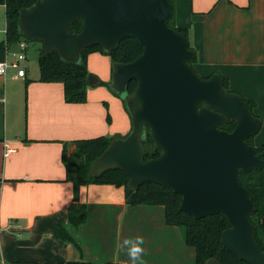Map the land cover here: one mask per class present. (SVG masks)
<instances>
[{"label":"crops","instance_id":"1","mask_svg":"<svg viewBox=\"0 0 264 264\" xmlns=\"http://www.w3.org/2000/svg\"><path fill=\"white\" fill-rule=\"evenodd\" d=\"M174 24L188 29L198 75L217 73L230 89L254 102L260 126L252 144H264V0H174ZM110 62L99 51L86 56L88 71L102 68L99 76L108 82ZM21 63L24 77L0 75V264H130L118 245L135 236L144 240L143 264H194V247L184 242L176 225L165 222L163 205L128 204L123 187L113 184L80 186L78 201L87 208L76 230L80 249L54 236L76 205L61 160L62 142L126 135L130 114L121 98L102 85L88 88L85 102H65L62 83L39 81L27 57ZM22 99L25 122L20 124ZM104 99L121 124L106 121ZM4 144L15 151L4 155Z\"/></svg>","mask_w":264,"mask_h":264},{"label":"water","instance_id":"2","mask_svg":"<svg viewBox=\"0 0 264 264\" xmlns=\"http://www.w3.org/2000/svg\"><path fill=\"white\" fill-rule=\"evenodd\" d=\"M171 13L168 0H36L20 10L18 27L24 38L42 42L43 55L55 50L71 62L90 45L111 51L124 37L140 41L141 54L113 63L111 71V88L126 103L131 129L94 159L90 173L118 167L132 189L148 181L171 188L181 195L179 209L194 218L222 212L230 224L221 232L222 245L251 264H264L249 219L255 205L238 181L240 170L263 165L264 148L257 152L246 142L260 118L238 93L225 91L219 74L201 77L188 64L195 51L167 25ZM78 18L82 28L73 33ZM133 78L137 84L128 93ZM228 120L235 122L231 131L218 127ZM145 127L160 149L154 158L144 159ZM204 264L222 263L209 258Z\"/></svg>","mask_w":264,"mask_h":264},{"label":"trees","instance_id":"3","mask_svg":"<svg viewBox=\"0 0 264 264\" xmlns=\"http://www.w3.org/2000/svg\"><path fill=\"white\" fill-rule=\"evenodd\" d=\"M35 1L0 0V4L4 5L5 14V39L0 41V60L3 59L5 51L12 46H17V43L21 39H25L26 41L32 40L24 38L19 32L18 18L20 10L31 6ZM168 1L172 5V13L166 19L167 25L180 32L188 41V29L174 24V0ZM81 28V18L72 21L71 32L78 33ZM188 48L195 51L189 41ZM142 50L143 46L136 38L124 37L119 41L116 48L111 51H106L98 44L90 45L80 52L78 61L71 62L64 60L55 50L43 55V45L40 42L37 55L38 80L62 83L65 102L82 103L86 101L88 85L108 84V82L98 79L88 71L86 56L89 52H102L109 56L113 64L130 62L139 56ZM195 61L196 56L194 59L189 60L188 64L193 67ZM221 77L225 91L238 93L229 88L225 77ZM136 84L137 81L135 78L129 80L126 84V92H132ZM111 90L115 95L119 96L117 92L113 89ZM238 94L245 100L252 115L257 116L253 112L254 102L243 97L240 93ZM121 100L124 108L127 110L125 101L122 98ZM234 125V121L228 120L224 124L218 125V127L226 131H231ZM118 137H125V135H98L91 138H80L62 142L61 160L65 167L66 179L72 183L73 199L76 201V205L68 212L66 223L58 224L55 227L54 236L56 238L72 242L77 249H80L76 230L86 220L87 208L85 203L78 201L79 188L82 185L90 183H107L122 186L125 200L128 204L163 205L165 222L170 225H176L182 233L184 242L194 247V264H204L209 258H216L222 264H251L238 257L234 252L227 250L222 245L221 232L230 226L226 216L222 212L215 215L194 218L192 215L179 209L181 195L175 193L171 188L148 181L141 183L136 189H132L128 185V175L118 167H109L98 173H90L94 159L108 147L112 140ZM246 142L253 146L252 136L247 137ZM141 145L144 151V159L154 158L160 153V149L156 147L150 136L148 127H145V135L141 139ZM263 148L264 144L255 147L257 152H260ZM262 161L263 165L259 169H252L248 172L240 170L238 173V181L246 188L250 198L254 202L255 212L249 216V219L255 229V240L262 245L264 250V225L262 224V217H264V156H262ZM65 264L93 263L79 260L67 261Z\"/></svg>","mask_w":264,"mask_h":264},{"label":"rangeland","instance_id":"4","mask_svg":"<svg viewBox=\"0 0 264 264\" xmlns=\"http://www.w3.org/2000/svg\"><path fill=\"white\" fill-rule=\"evenodd\" d=\"M4 28H5L4 5L0 4V41L5 39ZM39 46H40V42H38V41H35V40L27 41L28 67H29V71H32L34 73L38 72L37 55H38ZM15 50H17V46H12L8 49V51H10V52L15 51ZM98 71H99V73L96 72V73H93V75H95L98 79L102 80L101 77L99 76V74L102 75V72H100V71H102V68L99 69ZM107 73H108V70H107ZM110 73H111V71L109 72V75H110ZM109 80H107L106 82H108ZM102 81H105V80H102ZM94 86H98V85H88L87 89L90 87H94ZM102 87L105 88L108 92H110L113 96H117L112 92L110 82H108V84L102 85ZM99 88H101V87H99ZM101 103H102V105L106 111V121L108 123L110 122V124H112V123L121 124L122 119L120 117L117 116L116 119L114 118L113 109L111 110V102L109 101V99L108 100L104 99V101H102ZM25 106H26L25 101H24V99H22V102H21V105H20V108L18 111L19 116H20V124H22V121L25 122ZM110 110H111V112H110ZM103 135L112 136L111 134H103ZM144 135H145V129H144ZM143 136H142V138H143ZM76 139H80V138H76Z\"/></svg>","mask_w":264,"mask_h":264},{"label":"built area","instance_id":"5","mask_svg":"<svg viewBox=\"0 0 264 264\" xmlns=\"http://www.w3.org/2000/svg\"><path fill=\"white\" fill-rule=\"evenodd\" d=\"M27 57V41L21 39L17 43V50L15 51H5L4 57L0 60V75H6L12 72V77H24L25 67L22 66L23 61H26ZM15 151L14 147L4 144V155L7 153H12Z\"/></svg>","mask_w":264,"mask_h":264},{"label":"clouds","instance_id":"6","mask_svg":"<svg viewBox=\"0 0 264 264\" xmlns=\"http://www.w3.org/2000/svg\"><path fill=\"white\" fill-rule=\"evenodd\" d=\"M144 240L142 236L125 237L118 245V249L126 250L130 264H143Z\"/></svg>","mask_w":264,"mask_h":264},{"label":"flooded vegetation","instance_id":"7","mask_svg":"<svg viewBox=\"0 0 264 264\" xmlns=\"http://www.w3.org/2000/svg\"><path fill=\"white\" fill-rule=\"evenodd\" d=\"M201 77H203V76H201Z\"/></svg>","mask_w":264,"mask_h":264}]
</instances>
